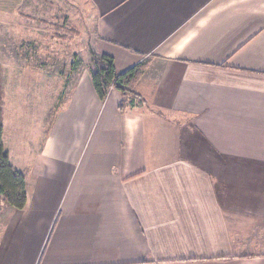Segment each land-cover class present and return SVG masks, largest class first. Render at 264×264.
Listing matches in <instances>:
<instances>
[{
	"label": "crops",
	"instance_id": "0c3cea01",
	"mask_svg": "<svg viewBox=\"0 0 264 264\" xmlns=\"http://www.w3.org/2000/svg\"><path fill=\"white\" fill-rule=\"evenodd\" d=\"M86 1L118 74L151 58L144 103L100 101L83 67L21 139L5 92L27 174L0 264H264V0Z\"/></svg>",
	"mask_w": 264,
	"mask_h": 264
},
{
	"label": "rangeland",
	"instance_id": "374dc122",
	"mask_svg": "<svg viewBox=\"0 0 264 264\" xmlns=\"http://www.w3.org/2000/svg\"><path fill=\"white\" fill-rule=\"evenodd\" d=\"M95 38L94 15L86 0H0V77L6 114L21 124V139L29 135L28 117L31 122L36 112L44 125L49 105L52 112L64 104L76 72L91 65ZM150 59L142 60L146 64L139 80ZM59 91L58 100L50 102ZM44 127L46 132L48 125ZM5 205L0 201V231L8 224Z\"/></svg>",
	"mask_w": 264,
	"mask_h": 264
},
{
	"label": "trees",
	"instance_id": "16d2710c",
	"mask_svg": "<svg viewBox=\"0 0 264 264\" xmlns=\"http://www.w3.org/2000/svg\"><path fill=\"white\" fill-rule=\"evenodd\" d=\"M90 56L91 65L88 70L93 89L100 101H104L111 89H116L123 96L119 105L121 110H124L128 105H133L136 100L144 103L142 96L135 91V85L144 70L145 62H138L118 74L115 71L112 57L94 51L91 52ZM2 83L4 84V76L3 78L0 77V201L15 209H21L26 202L25 182L27 173L26 171H17L11 166L8 153L2 143L4 106Z\"/></svg>",
	"mask_w": 264,
	"mask_h": 264
}]
</instances>
